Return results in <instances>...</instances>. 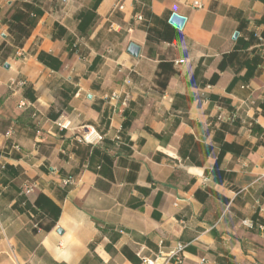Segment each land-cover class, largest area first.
<instances>
[{
	"label": "crops",
	"instance_id": "obj_1",
	"mask_svg": "<svg viewBox=\"0 0 264 264\" xmlns=\"http://www.w3.org/2000/svg\"><path fill=\"white\" fill-rule=\"evenodd\" d=\"M139 253L264 264V0H0V264Z\"/></svg>",
	"mask_w": 264,
	"mask_h": 264
},
{
	"label": "built area",
	"instance_id": "obj_2",
	"mask_svg": "<svg viewBox=\"0 0 264 264\" xmlns=\"http://www.w3.org/2000/svg\"><path fill=\"white\" fill-rule=\"evenodd\" d=\"M194 5L199 7V6H201V3L199 1H195ZM58 125L61 128H68L70 126V122L60 120V121H58ZM82 139L85 142L94 143L97 141H101L103 139V136L101 134L97 133L93 127H88L87 130L85 131V133L83 134ZM118 139H120V137H118ZM65 182L70 183V182H72V179L68 178L65 180ZM36 186H37L36 183L27 184L24 187V191L26 193H30L34 190V188ZM243 222H244V224L248 225L251 228L254 227V223L249 219H245ZM184 249H185V245L182 243H179L178 246L176 247V249L171 251L170 257L171 258L177 257L179 259V255ZM139 257L141 260V264H158V260L161 257V253H160V255H158L156 257H150V256L143 255L142 253H139ZM166 261H168V259Z\"/></svg>",
	"mask_w": 264,
	"mask_h": 264
},
{
	"label": "water",
	"instance_id": "obj_3",
	"mask_svg": "<svg viewBox=\"0 0 264 264\" xmlns=\"http://www.w3.org/2000/svg\"><path fill=\"white\" fill-rule=\"evenodd\" d=\"M186 19L187 18L184 15L174 12L170 17V23L173 24L175 27L182 29L186 22ZM237 36H238V32L235 33L234 37L236 38ZM140 50L141 47L134 42L130 43L128 47V52L135 57L140 54ZM5 66L8 68L9 64L6 63Z\"/></svg>",
	"mask_w": 264,
	"mask_h": 264
}]
</instances>
